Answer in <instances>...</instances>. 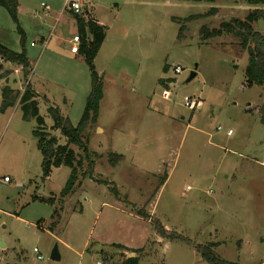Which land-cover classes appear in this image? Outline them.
I'll list each match as a JSON object with an SVG mask.
<instances>
[{
  "label": "rangeland",
  "instance_id": "obj_1",
  "mask_svg": "<svg viewBox=\"0 0 264 264\" xmlns=\"http://www.w3.org/2000/svg\"><path fill=\"white\" fill-rule=\"evenodd\" d=\"M16 1L31 60L27 80L39 92V114L50 126L47 108L59 107L76 126L90 91L89 69L82 55L68 54L58 38L68 27L64 19L74 16L67 10L58 16L64 0ZM78 1L93 3L109 26L94 58L103 84L100 127L82 131L95 156L93 176L108 184L80 178L74 193L60 200L70 168H53L43 179L32 135L35 120L21 118L18 101L0 112V264H122L134 256L138 264H209L192 246L162 239L150 221L135 215L138 208L192 242L214 243L212 252L220 259L264 264V84L246 86L247 53L236 37L201 41L199 34L202 25L218 28L255 7L244 0ZM41 2L50 6L48 13ZM212 8L207 17L185 19ZM252 26L264 35V20ZM19 40L16 24L0 6V44L17 52ZM2 63L0 92L4 85L22 91L20 68ZM176 65L182 71L174 75ZM193 70L196 75L187 81ZM55 131L58 143L65 144ZM111 153L123 159L111 166ZM50 194L55 203L32 199ZM55 209L59 216L51 219ZM148 237L138 253L112 246H138ZM54 245L58 261L49 258Z\"/></svg>",
  "mask_w": 264,
  "mask_h": 264
},
{
  "label": "trees",
  "instance_id": "obj_2",
  "mask_svg": "<svg viewBox=\"0 0 264 264\" xmlns=\"http://www.w3.org/2000/svg\"><path fill=\"white\" fill-rule=\"evenodd\" d=\"M187 1V0H182ZM194 2L200 0H192ZM248 5L255 8L250 9L243 19L231 18L223 21L218 28L207 29L205 25L199 28L200 40L205 41L211 37L221 36L223 34H231L238 39L239 46L247 53V64L244 69L245 84L247 87L253 85L261 86L264 84V35L253 29L252 23L256 20H264V0H244ZM0 6L4 7L12 21L16 24V30L20 35V51H13L0 44V59L4 62H10L17 65L23 73L25 85L22 91L15 90L9 85L1 88L0 112H5L18 101L21 111V118L29 120L33 118L36 126L32 130V135L36 139L37 149L41 154V172L42 178H47L53 168L59 166H67L70 173L67 180L59 192V198L62 200L66 196L74 193L76 188L80 186V178L88 177L99 183L108 184L106 180H97L93 176L94 157L93 152L88 149V141L83 140L82 131L87 127L96 124L99 102L103 97L102 75H99L94 67V58L105 38L107 27L99 24L96 19L87 10L84 15H73L77 34L80 37L79 53L84 58L90 75V91L85 99L82 114L76 126L72 125L69 118L61 114L58 107L49 106L47 112L52 119L50 130H59L60 134L66 139L65 144H59L57 137L52 135L45 126L43 117L39 114L36 94L31 84L27 80L30 73V63L25 50V37L23 29L18 24L16 0H0ZM215 8L205 13L194 14L186 17L187 20L201 19L212 14ZM183 25L179 28L178 37L181 36ZM166 69V67H164ZM161 82V80H159ZM163 83V82H162ZM166 90V89H165ZM261 121L264 123V115H261ZM77 147L81 152L77 154L70 146ZM123 158L122 155L111 153L108 155V162L114 166ZM83 171L79 169L83 168ZM113 195L119 198V193L115 187L111 188ZM34 200L47 203H55V195L47 196L34 195ZM125 203H127L124 200ZM136 215L149 219L156 233L162 238L169 241H181L192 246L200 255V257L209 264H237L216 257L212 252L214 243L198 244L192 242L189 238L177 233L176 231L166 229L158 218L152 217L144 208L135 209ZM58 217L55 209L51 215ZM40 226V222L37 223ZM53 220L48 226L49 230L54 229ZM115 248L129 250L121 244H112ZM131 252H141L142 248L129 250ZM138 256L126 258L122 264H138Z\"/></svg>",
  "mask_w": 264,
  "mask_h": 264
},
{
  "label": "crops",
  "instance_id": "obj_3",
  "mask_svg": "<svg viewBox=\"0 0 264 264\" xmlns=\"http://www.w3.org/2000/svg\"><path fill=\"white\" fill-rule=\"evenodd\" d=\"M64 2V1H63ZM86 3H88L87 4V6H88V10L90 11V13H91V15L96 19V21L99 23V24H103V25H106V27H107V31H106V34H105V39H106V36H107V32H108V29H109V26L107 25V24H105V23H103L102 21H100V19L97 17V15H96V13H95V6H94V4L93 3H90V1H88V2H86ZM19 6H20V4L18 3V8H17V14L19 13ZM44 9V8H43ZM50 10V9H49ZM49 10L48 11H46L47 13L49 12ZM64 11H66V9H62V11H60L59 13H58V16L60 17L61 16V18L60 19H62L63 17V12ZM67 11H69V10H67ZM47 13L45 14V15H47ZM69 13L71 14V15H73L70 11H69ZM64 21L68 24V27H67V29H65L64 31L63 30H59V32H58V38L63 42V44H64V46H63V49H64V51H66L68 54H70L71 56H76V55H78V54H80L79 52L78 53H71L70 51H69V48H70V39L72 38V36L73 35H75V34H77V27H76V22H75V20L74 19H72L71 21H67V20H65L64 19ZM41 37H40V41L41 42H45L44 41V37L42 36V35H40ZM20 51V50H19ZM26 55H27V57H28V53H27V50H26ZM79 57H82V56H79ZM83 58V57H82ZM28 60H29V63H30V65H31V60L29 59V57H28ZM0 65H4V63H2V60L0 59ZM29 83L31 84V87H32V89H33V91L35 92V94H36V101H37V103L39 102V92L37 91V89H36V86H35V84L34 83H32L31 81H29ZM1 93V92H0ZM46 97V96H45ZM46 100H49L47 97H46ZM67 100H66V97L64 98V102H66ZM14 107V106H13ZM13 107H11V108H13ZM19 108V107H18ZM59 108V107H58ZM8 109H10V108H8ZM7 109V110H8ZM6 110V111H7ZM61 112V111H60ZM62 114V113H61ZM63 115V114H62ZM64 116V115H63ZM66 117V116H65ZM96 124H97V126H96V130L100 127L99 126V124H98V119H97V121H96ZM52 125V124H51ZM51 125L50 126H46L47 127V129H50V127H51ZM101 130H102V128H101ZM57 131H55V130H53V131H51V134L52 135H54V136H57L55 133H56ZM123 159V158H122ZM121 159V160H122ZM135 214V213H134ZM136 215V214H135ZM138 218H140L141 220H143V221H146V222H149V220L148 219H145V218H142V217H140V216H138V215H136ZM151 236V235H150ZM149 238V239H148ZM148 238H145V239H143L141 242H140V244L138 245V246H136V245H130L129 243H116V244H121V245H123V246H125L126 248H128L129 250H130V248H132V250L133 249H138V248H142V247H144L146 244H147V242L150 240V237H148ZM153 239V241H155V242H159L160 241V238L158 237L157 239H155V236H154V238H152Z\"/></svg>",
  "mask_w": 264,
  "mask_h": 264
},
{
  "label": "built area",
  "instance_id": "obj_4",
  "mask_svg": "<svg viewBox=\"0 0 264 264\" xmlns=\"http://www.w3.org/2000/svg\"><path fill=\"white\" fill-rule=\"evenodd\" d=\"M41 7L44 8L46 11H48L50 9V6L45 3V2H41L40 3ZM62 9H66L69 10L73 15H77V16H81L84 15V13L88 10V6L85 4H83L81 1L78 0H64L63 3V7ZM80 37L78 36V34H75L72 36V38L70 39V48L69 51L71 53H78L79 52V45H80ZM33 44V43H31ZM182 71V69L180 68V66L176 65L173 67L172 72L174 75L179 74ZM168 92L167 91H163V97H168ZM189 97L184 98V102L185 105H189ZM217 129H221L220 126L217 127ZM231 131L227 130V134H229ZM6 181V180H4ZM33 252L37 253V258L38 259H42V255L39 253L38 249L33 248ZM97 264H101L100 262H97Z\"/></svg>",
  "mask_w": 264,
  "mask_h": 264
},
{
  "label": "water",
  "instance_id": "obj_5",
  "mask_svg": "<svg viewBox=\"0 0 264 264\" xmlns=\"http://www.w3.org/2000/svg\"><path fill=\"white\" fill-rule=\"evenodd\" d=\"M196 75V72L195 70L191 71L188 78H187V81L191 80L194 76ZM47 196V195H46ZM1 245L2 246H5L3 240H1ZM49 258L54 260V261H58L60 260V254L58 252V249H57V245H54L51 252H50V255H49Z\"/></svg>",
  "mask_w": 264,
  "mask_h": 264
}]
</instances>
